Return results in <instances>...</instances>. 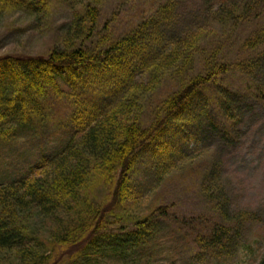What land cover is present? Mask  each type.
I'll return each instance as SVG.
<instances>
[{
    "label": "trees",
    "instance_id": "16d2710c",
    "mask_svg": "<svg viewBox=\"0 0 264 264\" xmlns=\"http://www.w3.org/2000/svg\"><path fill=\"white\" fill-rule=\"evenodd\" d=\"M64 1L75 10L83 1L86 4V11L74 16L68 34L72 28L76 32L88 29V35L93 32L102 0ZM213 1L214 8L213 4L197 8L190 25L181 29L170 27L167 19L166 25L149 19L102 50L73 47L67 37L63 46L45 56L0 58L2 138L25 125L32 113L40 115L41 101L50 92L57 94L53 100L61 102L63 115L67 114L69 131L77 134L55 156L43 157L22 177L0 186V264H64L96 254V246L102 243L123 244L143 238L144 229L155 218L153 214L136 221L132 227L135 230L120 227L126 230L120 234L111 227L116 214L108 216L120 205L124 194L133 190L130 176L139 154L148 146L155 150L159 143L168 145L171 136L177 139L173 133L185 132L190 122L201 130L210 126V119L219 125L213 116L217 114L209 106L211 100L202 103V98L189 109L193 99L204 95L214 78L230 70V64L218 57L216 48L198 53L203 34H199L200 30L213 22L234 27L248 16L264 14V0ZM50 2L16 0L13 6L21 3L25 10L38 15L48 9ZM168 8L165 4L159 11L166 13ZM263 38L264 22L244 37L242 47L250 61L261 50ZM198 57L200 62L195 65ZM245 61L239 59L237 65ZM168 77L178 78V90L157 106L155 120L144 126L143 101ZM259 93L258 99L264 105V92ZM212 101L216 103L215 98ZM222 103L219 99V108L227 109ZM49 105L54 108L55 103ZM21 106L24 111H20ZM167 145L158 148L160 157ZM204 176L213 183L210 171H204ZM98 185L110 192V201L105 205L95 198ZM202 187L207 198L217 200L210 188L204 184ZM250 215L251 211H238V225L216 226L209 233L203 230L193 242L197 241L205 252L219 249L236 236L239 238ZM52 238L57 243L45 254V246ZM66 244L69 248L60 251Z\"/></svg>",
    "mask_w": 264,
    "mask_h": 264
},
{
    "label": "rangeland",
    "instance_id": "374dc122",
    "mask_svg": "<svg viewBox=\"0 0 264 264\" xmlns=\"http://www.w3.org/2000/svg\"><path fill=\"white\" fill-rule=\"evenodd\" d=\"M15 1L0 3V58L45 56L63 46L67 37L73 47L102 50L149 19L165 25L167 19L176 29L186 27L197 7L215 3L213 0V3L210 0H102L97 8V22L88 35V29L76 32L73 28L68 34L74 16L78 11H86L84 1L76 11L67 1L51 0L48 9L38 15L25 10L21 3L13 6ZM165 4L169 5L168 11L161 13L159 9ZM263 22L264 14L252 15L234 27L213 22L200 30L199 34H203L198 53L216 48L218 57L230 64V70L214 78L206 87L205 96L194 98L189 109L202 98V103L211 100L209 106L217 114L219 125L216 128L205 125L201 130L190 122L186 133H173L177 139L171 136L168 145L159 143L155 150L148 146L139 154L130 176L133 190L124 194L120 205L108 216L116 214L111 227L120 234L135 230L132 227L136 221L153 214L155 218L144 229L143 238L123 244L102 243L96 246V254L91 251L85 259L80 256L64 264L259 263L264 255V105L258 98L259 90L264 92V54L260 57L258 54L264 53V38L261 50L251 61L242 41ZM244 58L250 61L249 65L247 61L237 65ZM199 62L198 57L195 65ZM176 79L164 78L156 91L145 97L141 113L144 126L155 120L157 106L178 90ZM54 98H58L57 94L48 93L42 100L44 103L40 100L45 108L40 106V115L32 113L28 122L14 133L6 138L0 136V185L19 177L41 155L54 154L71 137L69 125L65 124L67 114L63 115L61 102L56 103ZM219 99L227 109L219 108ZM51 102L55 103L54 108L49 105ZM20 111H24L22 106ZM163 145L167 148L160 157L157 150ZM206 170L210 171L212 184L210 178L203 177ZM203 184L214 192L216 201L207 198ZM94 193L102 205L110 201V192L104 186L98 185ZM241 210L251 211L253 215L244 222L243 234L238 239L233 238L211 253L202 252L197 241L195 245L191 242L216 226L234 227L237 212ZM56 243L52 238L49 246H45V254ZM67 246H61L60 251Z\"/></svg>",
    "mask_w": 264,
    "mask_h": 264
}]
</instances>
